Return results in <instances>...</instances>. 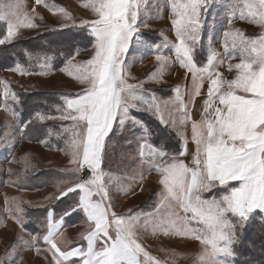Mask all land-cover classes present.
<instances>
[{
  "label": "snow or ice",
  "instance_id": "snow-or-ice-1",
  "mask_svg": "<svg viewBox=\"0 0 264 264\" xmlns=\"http://www.w3.org/2000/svg\"><path fill=\"white\" fill-rule=\"evenodd\" d=\"M36 3L41 4L43 0H36ZM209 3L210 0H170V23L176 42L164 38L162 45L155 46L158 67L151 74L153 81L158 82L173 62L159 49L170 48L175 62L191 75L190 96L193 101L200 95L205 81L209 86L201 119L191 122V138L196 145L193 166L177 161L175 157L171 163L160 162L167 153L149 144L145 131L139 157L142 163L150 165L149 172L154 170L159 175L158 183L162 189L157 193L160 199L154 211L144 214L143 218L139 214L118 216L112 211L101 165L105 138L117 120L122 126L125 120L131 119L130 108L147 105L161 124L166 123L155 98L147 99L141 86L126 82V58L141 27L138 19L145 0H86L83 3L82 6L96 17L79 25L86 27L89 35L94 37V54L77 65L73 64L77 51L67 58L61 70L88 87L74 97H62L65 107L57 108L59 116L36 114L37 120L73 122L63 129L68 134L64 151L70 156V163L77 165L73 175L79 182L61 196L78 189V202L58 220L49 210L46 233L33 235L31 243L17 237L18 243L6 250L5 256L0 257V264H19V251L35 250L39 254L40 240L47 246L43 251L51 255V264H68L70 261L76 264L77 260L79 264H160L138 242L139 228H150L153 235L198 241L201 251L193 264H234L233 244L237 239V227H243L253 213L264 214V32L257 37H247L238 29L223 31V54L212 46L210 36L205 65L198 66L193 53L201 42L202 18ZM44 6L54 14L60 13L65 19H71L63 8ZM227 6L231 12L229 28L232 20L238 18L264 29V0H227ZM22 8L17 4L16 11L10 15H0V20L6 22V33L0 38V45L11 42L21 28L39 27ZM237 57L239 63H228L229 71L235 70L234 78L223 79L216 69L225 60ZM46 66V63L40 65L42 69ZM10 70L21 75L32 74L19 64ZM51 70L47 68L48 72ZM39 74L47 73L42 71ZM174 91L177 109L187 117V105L181 90L176 88ZM3 96L5 110L16 118L15 110L7 104L9 98L14 102L17 100L16 94L5 86ZM26 127V124L21 126V133ZM186 143L185 139L180 155L186 154ZM85 169L87 178L79 179V173ZM143 179L141 175V182ZM231 181L237 183L229 186ZM113 182L109 176L107 183ZM217 187L225 189L219 198L203 197V193ZM76 211L84 214L90 229L81 234L87 246L86 249L76 246L65 250L58 243H67L61 240L64 219ZM8 212L23 230L22 206L16 204L15 215L10 207ZM98 241H103L102 246L97 247ZM172 264H176L175 260Z\"/></svg>",
  "mask_w": 264,
  "mask_h": 264
},
{
  "label": "rangeland",
  "instance_id": "rangeland-1",
  "mask_svg": "<svg viewBox=\"0 0 264 264\" xmlns=\"http://www.w3.org/2000/svg\"><path fill=\"white\" fill-rule=\"evenodd\" d=\"M85 2L86 0H43V3L37 4L36 0H0V15H10L16 11L17 4H20L23 6L22 11L30 17H33V23L39 25V27L36 28H21L17 37L13 38L11 42L3 44L4 46H10L12 51L13 64H11V69H14L16 65L19 64L26 70H29V66L35 63L38 64L40 60L47 65L42 69V71L47 74L40 75H21L0 66V257L5 256L6 250H9L13 243H18L17 237H23L24 240L31 243L33 235L42 236L45 234L44 231L46 232V225H39L38 228H35L37 230L35 234L28 231L25 228L26 219L22 230L20 224L9 216V207L13 215H15L16 204L21 205L24 209V215L27 213V209L35 210L39 207L43 208L52 205L54 201L58 200V197H61L62 192L76 184L73 181L65 184L61 183L55 186H48L45 189H38V184L33 178L36 172L51 168H75L76 165L70 163L71 158L69 155H66L64 151L65 140L68 138V134L63 131L65 127L70 126L73 122L60 119L38 120L47 126L50 131H54H51V134L49 133V135H46L44 138L40 136V133L33 136L29 134L30 131H33L30 126H32L34 119L31 117L36 114L33 112V109H30V106L34 107L37 104L40 105L44 103L43 100H47V97L52 93H65L62 91H67L66 94L68 93V96H70L71 93L73 95L78 94L87 87V84L80 83L77 79L67 75L61 69L56 71L53 69L54 58L52 51L54 50H51L52 47L47 49L48 51L44 50L45 53L33 57V55L26 50L24 52V49H22L23 46L19 44L22 42L28 43V41L32 39L47 35L50 31H62L70 28L87 29L86 27L79 26L81 22L91 21L96 17L89 9L82 6ZM45 4L49 6L55 5L57 8L65 9L67 13L70 14L71 19H65L63 14L60 13L54 14L53 11H50L49 8L44 6ZM202 19L201 42L193 53L196 64L201 67L205 65L210 36L212 37V46L218 53L223 54V31L238 29L247 37H257L264 32V29L260 28L258 25L238 18L232 20L231 28H229L231 12L227 6V0H210L208 10ZM170 20V0H145V6L141 9L138 19V23L141 27L136 37L133 38L126 58V80L128 84L130 82H137L140 86L160 87L153 91L163 94L164 96L170 94L171 91L174 93V97L170 100L157 96L156 103L161 107L166 121L165 124L168 123L171 128L170 131L177 134L170 116V112H172L171 115H173L175 119L181 116L180 110H178L176 106V92L174 90L179 88L183 97H186L187 93L183 92L182 86L177 85L186 83L187 86L185 89L189 87V91H191V77L187 78L183 72L173 68L170 63L158 82L153 81L151 77L148 80H141L145 75L155 72L158 67L155 58V52L157 50L155 46L162 45L164 38H167V40L172 43L176 42ZM2 31L6 33V22L0 20V33ZM137 37L139 39H137ZM91 38L92 39L88 40V45H86L87 41L85 42L84 39L81 38V45L78 44L77 46L79 48L77 47L78 49L76 50V52L79 50L80 55L73 60V64H83L92 57L94 54V38L92 36ZM52 42L56 45L59 44L57 40ZM159 51L166 56L173 55L170 48H160ZM60 56L65 58L70 55L63 54ZM46 57L50 59L46 61ZM150 58L154 59L150 60ZM66 60L67 58H65V61ZM228 63H239V58L237 57L230 61L225 60V63L216 69L223 79H232L235 75L234 69L231 72L229 71ZM48 67L52 69L50 72L47 71ZM36 68H38V66H36ZM205 82L207 85L208 82ZM166 84H174V86L164 87ZM5 86L16 94L17 100L15 102L11 98L7 100L8 106L15 110L16 118L5 110L3 96ZM39 96L41 97L39 98ZM40 100L42 101L40 102ZM190 100H192L191 96ZM61 101V106H59V108L62 109L65 105L62 98ZM165 102L169 103L166 104ZM57 108L58 107L55 106H49L48 110H51L46 113L45 116H59L60 112ZM40 109H43L42 105L38 108V110ZM30 112L32 115L29 114ZM23 116H28L29 119L25 120ZM25 124L27 127L24 128L23 133H21V126ZM119 133L123 134L118 136ZM128 135L130 134L127 131L116 132V140L113 141L116 143L115 149L123 143V140L129 138ZM184 136H187L186 132H184ZM36 139H39V141H33ZM112 159H114V157ZM104 175L106 180L108 175ZM112 178L115 182L109 184L105 181V183L107 184L112 211L118 216L139 214L143 218L144 214L151 213L159 202L160 197L157 195L159 192L156 193L154 191V185H150L149 183H136L135 181L126 180L125 178L117 176H113ZM232 184L236 183H229V186ZM224 191L225 189L220 187L213 188L210 192L203 193V197L206 199L213 196L219 198V195L223 194ZM253 215H257V213H253ZM253 215L243 227L238 226L236 229L237 239L233 244V251L235 254L234 264H238V259L242 258L238 256L236 252L237 247H240L243 243L251 248L252 253L251 257H247L246 264H264V254L260 252L261 246L255 243L259 242L258 236L260 235H253L252 244L244 240L246 235L254 232L253 230L256 227H264V214L259 213V215L252 220ZM232 219L235 221L234 217ZM80 224L81 227L75 230L71 228L65 230L61 240L67 241V244L80 243V241L83 240L81 234L86 233L88 230L87 223L81 221ZM193 226L198 225L193 223ZM200 227H202V225H200ZM137 236L138 241L142 243L145 250L148 251L150 255H155L152 257L156 258L160 264H172L173 260H175L176 264H193L194 258L201 251V245L198 241L181 237L175 238L176 236L172 237L163 234L153 235L150 228L147 230L139 228ZM38 243L41 248L39 254H37L35 250H23L18 252L19 264H51V255L43 251L47 246L43 245L44 243L42 240ZM62 244L65 245L63 242ZM19 247L22 248L23 245H19Z\"/></svg>",
  "mask_w": 264,
  "mask_h": 264
},
{
  "label": "trees",
  "instance_id": "trees-1",
  "mask_svg": "<svg viewBox=\"0 0 264 264\" xmlns=\"http://www.w3.org/2000/svg\"><path fill=\"white\" fill-rule=\"evenodd\" d=\"M4 31L0 33V38L3 37ZM81 38L84 39V41H87L88 45V40L92 39L91 36L89 35L87 29L84 28H70L67 30H62V31H50L47 33V35L40 36L37 39H32L28 41V43H20V46H23L22 49L30 53L31 55L36 56L38 54L45 53L44 50L48 51L47 49L54 50L53 52V69L54 70H59L62 68L66 61L65 58H69L71 55L75 54L76 50L79 48L77 45L80 44ZM82 39V40H83ZM57 40L59 43L58 45L54 44L52 41ZM68 45V46H67ZM81 45V44H80ZM78 47V48H77ZM57 53V54H56ZM65 55L69 54V57L62 58L60 55ZM11 64H13L12 60V51L10 49V46H0V66L4 67L7 70H10ZM49 95V94H48ZM43 96V95H42ZM68 96L66 93H59L55 92L52 93L47 97V100H43L44 103H41L40 105H35L30 106V109H33V112L35 114L40 113L42 115H45L48 113L51 109L48 110L49 106H55L59 107L61 106V98ZM41 96H39L40 98ZM27 101V100H24ZM42 100H40L41 102ZM42 105L43 109L38 110L40 106ZM38 110V111H36ZM30 115L31 112L29 113ZM136 115L146 122L150 129L153 132V138L152 141L154 144L157 146L163 148L165 151L172 152V153H178L181 150V144H180V139L178 136L174 133H172L170 130L166 129L163 127V125L159 122V120L155 119L154 117L146 114V113H141L137 112ZM24 117V116H23ZM25 120L29 119L28 116L24 117ZM34 119L32 126L33 131L29 134L35 136L40 133L41 137L44 138L46 135H49L51 131L54 130H49L47 126H45L41 121H38L36 119V115L31 117ZM48 129V130H46ZM58 134V132H57ZM41 138V139H42ZM35 142L39 141V139L33 140ZM76 168H68V169H56V168H51V169H42L39 172H36L34 174V180L37 182V187L38 189H45L48 186H55L56 184H61V183H68V182H73L77 180V176L73 175L74 170ZM81 174V173H80ZM80 177V176H79ZM78 191L68 193L67 196H63L59 198L58 200L54 201L52 205H49L47 207L43 208H37L35 210H29L27 209V213L24 214V218L26 219L25 223V228L28 231H31L33 234L36 233V229L38 228L39 225H45L46 222V217H47V212L49 210H52L56 216H61L66 211H69L71 207L78 202ZM257 215H253L252 220L254 217H257ZM83 214L80 211L72 212L70 215L65 217L66 221L69 223L77 222L80 219H82ZM42 222V223H41ZM264 227L263 226H258L256 227L250 234L246 235L245 239L246 241L250 242L252 244L253 240V235L258 236V241L255 242L258 243V245L261 246L260 252L261 254H264ZM45 232V231H44ZM244 242V241H243ZM242 242V243H243ZM258 248V246H257ZM238 256L242 257L241 259H238V264H246L247 263V257H251V248L246 246L244 243L243 245L241 244L240 247H237V252Z\"/></svg>",
  "mask_w": 264,
  "mask_h": 264
},
{
  "label": "crops",
  "instance_id": "crops-1",
  "mask_svg": "<svg viewBox=\"0 0 264 264\" xmlns=\"http://www.w3.org/2000/svg\"><path fill=\"white\" fill-rule=\"evenodd\" d=\"M79 55H80V53L78 50V54H76L75 58H77ZM173 55L169 56L171 58V60L173 61L171 63L172 64L171 66L173 68H176L180 72H183L187 78H190L191 75L187 72L185 73V69L180 67V65L175 62V56H173ZM152 59H154V58H150V60H152ZM41 64H44V63H43V61L40 60L38 62V64L35 63L32 66H29L28 71L34 75L35 74L40 75L38 73H40L42 71V68L40 67ZM77 65H79V64H77ZM36 66H38V68H36ZM62 68H60V69H62ZM150 77H151V74H148V75H145V77L142 78L141 80H148ZM126 82H127V80H126ZM205 83L206 82H204V84L202 85L200 95L195 97L194 101L190 100L189 87H188V89H185L187 86L186 83H181V84L177 85V86L181 85L183 92L187 93L186 97L185 96L183 97L184 103L187 105V117L185 116V113L183 111H180L181 116H179V117H177V119H175V117L173 115H171L172 112H170V116L172 118V123H174L173 127L175 128V130L177 132L176 135L180 139V144H181L180 152H178V153L168 152V151H165L163 148H161V147H159L153 143V141H152V138H153L152 130L150 129V127L148 126V124L146 122L141 120L136 115V113L137 112L146 113V114L154 117L157 120H159V118L153 113V111L148 110L147 105L140 104L139 108H130L129 109V116L131 117V119L125 120V122L122 126L120 125L119 120H117V122L114 123L111 132L105 138V144H104V150H103V160H102V165H101L102 172H104V174L108 175V177L109 176H111V177L117 176V177L125 178L126 180L135 181L136 183H141V184L149 183L150 185L155 186L156 189L154 188V191L156 193L160 192L162 189V185H160L158 183V181L160 179L159 175L154 170L149 172L150 165L147 162L142 163L140 160V157H139L140 145L143 142L145 131L148 133V136H147L148 143L151 144L152 146H154L156 149H161L167 153V156L163 157L160 162L171 163L172 158L175 157V159L177 161H182L183 163H185L186 165H188L190 167L193 166L192 165V159H193V155H194L195 150H196V145L193 143L192 138H191V122L192 121H199L201 119L203 102L207 98L206 92L208 89L207 88L208 84L206 85ZM129 84L139 85L137 82L136 83L130 82ZM170 86H174V84L173 85L172 84H166L164 87H170ZM87 87H88V85H87ZM141 87L143 89V95L147 99H151L152 97H154L155 102H157L156 101L157 96H159L163 99H166V100H170V99H172V97H174L173 96L174 93L172 91L170 94H168V95L166 94V96H164L163 94L155 93L153 91L154 89H159L160 87H158V88L154 87L153 88V87H150L147 85H143ZM204 88H205V90H204ZM84 90H85V88L83 90H81L79 93L83 92ZM62 92L66 93L67 91H62ZM75 95H73L71 93L70 96H68V97H74ZM182 120H184V123H181ZM134 121H135V123H134ZM159 122H160V120H159ZM164 125H163V127H165L168 130H171L168 123L164 124ZM117 131H124V132L127 131L130 135H128L129 136L128 139L123 140V143L120 144L119 147L115 149L116 143H114L113 141L116 140L115 135H116ZM184 132H186V134H187L186 137L184 136ZM122 134L123 133H119L118 136H121ZM185 139L187 140V143H186V150L187 151H186L185 155H180L181 151L184 150V140ZM113 157H114V159H112ZM76 167H77V165L75 166V168ZM141 175L144 176V179L142 182L140 180ZM79 176H80V173H79ZM108 177H106L105 181H107ZM79 179H81V178L79 177ZM74 182L78 183L79 180L77 179ZM230 183H237V182L231 181ZM77 191L79 192L78 189H77ZM155 192H153V193H155ZM61 197H59V198H61ZM93 199H97V197H93ZM154 209H153V211H154ZM54 216L57 220L60 218L59 216H56L55 214H54ZM67 218H68V216H67ZM65 219H64V228L62 229L63 234H64V231L67 230L68 228L75 230L76 228L81 227V224H80L81 221L84 223H87L86 217L84 216V214H83L82 219H80L77 222L69 223ZM46 223H47V220L45 222V225H47ZM77 224H80V225L75 226ZM89 230L90 229L88 228L87 231H89ZM44 233H46V232H44ZM172 237H174V236H172ZM175 238H177V237H175ZM58 243H59L60 247L62 249H65V250L72 248V247H76V246H82L86 249V246H87L86 242L84 240L80 241V243H70V244L65 243V245L62 244V242H60V241H58ZM139 243L142 245L141 242H139ZM102 244H103V241H98L97 247L102 246ZM44 246H46V245H44ZM151 256H155V255L152 254ZM68 264H72V262L70 261V262H68ZM76 264H79L78 260L76 261Z\"/></svg>",
  "mask_w": 264,
  "mask_h": 264
},
{
  "label": "built area",
  "instance_id": "built-area-1",
  "mask_svg": "<svg viewBox=\"0 0 264 264\" xmlns=\"http://www.w3.org/2000/svg\"><path fill=\"white\" fill-rule=\"evenodd\" d=\"M87 176H88V173H87V170L85 169V170L82 172V174H81V179H85V178H87Z\"/></svg>",
  "mask_w": 264,
  "mask_h": 264
}]
</instances>
